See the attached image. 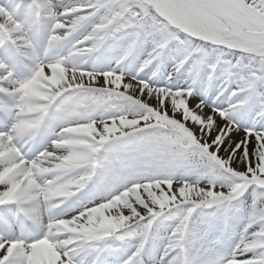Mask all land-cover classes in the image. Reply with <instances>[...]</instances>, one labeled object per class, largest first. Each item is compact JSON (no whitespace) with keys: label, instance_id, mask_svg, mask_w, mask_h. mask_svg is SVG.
<instances>
[{"label":"snow or ice","instance_id":"1","mask_svg":"<svg viewBox=\"0 0 264 264\" xmlns=\"http://www.w3.org/2000/svg\"><path fill=\"white\" fill-rule=\"evenodd\" d=\"M0 264H264V0H0Z\"/></svg>","mask_w":264,"mask_h":264}]
</instances>
